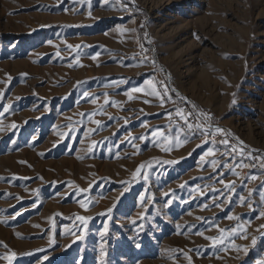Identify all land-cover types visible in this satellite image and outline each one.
<instances>
[{"label":"rangeland","instance_id":"1","mask_svg":"<svg viewBox=\"0 0 264 264\" xmlns=\"http://www.w3.org/2000/svg\"><path fill=\"white\" fill-rule=\"evenodd\" d=\"M261 212L264 0H0V264H264Z\"/></svg>","mask_w":264,"mask_h":264},{"label":"snow or ice","instance_id":"2","mask_svg":"<svg viewBox=\"0 0 264 264\" xmlns=\"http://www.w3.org/2000/svg\"><path fill=\"white\" fill-rule=\"evenodd\" d=\"M93 58H95V57H93ZM153 63H155V61H153ZM148 83L151 84V81H148ZM140 91H143V89H140V88H133V89H132V92H140ZM167 91H168V89H167V87L165 86V92H167ZM147 94H148V95L155 96V97H158V98L160 99L161 103H163L164 100H165V96L161 95V92L158 91L154 85L152 86L151 90H150ZM127 95H128V99H129V100L134 99V97H133L131 94H127ZM177 95H179V94H177ZM167 99H171V97H167ZM182 99H184V98H182ZM107 102H108V101H106V103H107ZM112 103H116V102L113 101ZM145 103H149V101H145ZM233 103H235V101H233ZM193 107H195V105H193ZM177 114L180 115L181 119L185 120V123H187V117L184 116V115L182 114V110H178V113H177ZM189 115H190V114H189ZM200 115L203 116L206 120H209V121L211 120V117H210L208 114H206V113H200ZM97 123H99V122L97 121ZM188 127H189V129H191V128H193V127H198V128H200V129L203 130V133H204L205 135L210 134V125H209L208 127H205L204 125H195V126H194V125H192V124H188ZM214 131H215V133H225L226 130L217 127V128H215ZM153 135H155V133H153ZM165 139H167V138H165ZM185 142H187V138H185L184 141H180L179 139H177V140H176V143H175V146H176V147L182 146V144L185 143ZM222 142H223L225 145L228 144V141H227L226 139H225L224 141H222ZM240 143L243 144L242 141H241ZM163 150H164V151H170L171 148H170V147H165ZM233 151H235V149H233ZM207 154L211 155V154H212V149H209V151H208ZM210 163H211L213 166H215L218 162H217L216 160H212V161H210ZM143 167H144V165H141V168H143ZM137 172L139 173V169L137 170ZM221 182H222V181H221ZM226 187H230V185H228V186H226ZM81 191H83V190H81ZM81 207L87 209L88 205L85 204V203H83V202H81ZM109 211H111V209H109ZM261 215L264 216V212H261ZM229 218H230V219H237V220L239 219V217H229ZM78 219H79L80 221H82L83 223L87 224V221H88L89 219H91V218H90V217L79 216ZM232 231L235 232V229H233ZM201 234H202V233H201ZM211 239L213 240V243H214V244H215V243H222V239H221V240H217L216 238H211ZM137 246H139V245H137ZM15 256H16V253H15V252H12L10 256H5V257H3V258L6 259V260H8V261H9V264H11V260H12V258L15 257Z\"/></svg>","mask_w":264,"mask_h":264},{"label":"built area","instance_id":"3","mask_svg":"<svg viewBox=\"0 0 264 264\" xmlns=\"http://www.w3.org/2000/svg\"><path fill=\"white\" fill-rule=\"evenodd\" d=\"M183 110L185 111V113L188 116V108L186 106H184ZM192 123H193L194 126L196 125L195 121H193ZM202 139H204V138L202 137ZM240 168L244 169L246 172H248L249 170L251 171L253 169L257 170V171L260 170V166L257 164V161L252 160V159L251 160H243L241 162Z\"/></svg>","mask_w":264,"mask_h":264},{"label":"trees","instance_id":"4","mask_svg":"<svg viewBox=\"0 0 264 264\" xmlns=\"http://www.w3.org/2000/svg\"><path fill=\"white\" fill-rule=\"evenodd\" d=\"M132 9V8H131ZM137 17H138V19H139V16L137 15ZM187 108H188V106H186ZM190 114V115H189ZM188 116L190 117V119H194V113H193V111L190 109L189 110V108H188ZM196 125H201L198 121H197V119H196ZM199 129V131H202V129H200V128H198Z\"/></svg>","mask_w":264,"mask_h":264}]
</instances>
